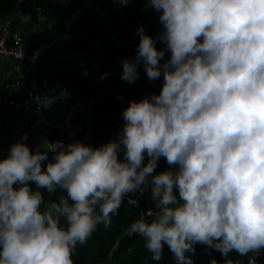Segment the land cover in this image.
Segmentation results:
<instances>
[{
  "label": "clouds",
  "instance_id": "9594fccd",
  "mask_svg": "<svg viewBox=\"0 0 264 264\" xmlns=\"http://www.w3.org/2000/svg\"><path fill=\"white\" fill-rule=\"evenodd\" d=\"M147 4L161 27L153 36L137 25L135 54L121 58L120 76L134 82L142 65L161 80L159 92L129 98L122 125L98 145L57 139L30 147L27 133L11 142L0 157V264H74L76 245L110 226L125 197L138 205L129 194L146 191L153 207L127 232L143 238L153 259L166 245L175 264H194L201 243L224 257L209 264H261L264 0ZM56 98L34 97L44 108ZM161 157L171 167L157 171ZM41 189L61 194L45 200Z\"/></svg>",
  "mask_w": 264,
  "mask_h": 264
},
{
  "label": "crops",
  "instance_id": "0c3cea01",
  "mask_svg": "<svg viewBox=\"0 0 264 264\" xmlns=\"http://www.w3.org/2000/svg\"><path fill=\"white\" fill-rule=\"evenodd\" d=\"M98 1L107 4L106 0ZM77 2L78 0H44L41 4L43 11L39 14L30 2L28 9L0 14V32L5 34L7 40L11 34L18 32L25 46H31L57 30L63 18ZM111 14L114 24L112 35L103 33L96 20L89 14L81 16L75 24L77 31L96 38L99 42L97 46L82 43L62 44L44 54L42 73L45 87L42 94L52 93L57 96L50 107L44 108L48 120L59 121L65 110L71 107L73 100L81 95L96 96L97 106H108L115 113L113 100L107 95L109 89L142 94L148 88L150 79L142 65L138 67L139 77L134 82L121 79V58L133 56L136 44L117 49L115 42L130 39L138 42L136 27L139 24H142L149 34L156 36L161 27L159 20L144 15L137 0H127L121 12L112 11ZM156 44L157 47L164 46L159 39ZM167 55L169 53L166 52L165 56ZM105 71L107 76L102 79L101 73ZM8 86H11L15 98L25 94L28 84L24 64L15 58L0 55V94ZM29 111L28 106L13 110L7 104L0 103V148L13 141L17 124L29 118ZM120 126H117V131ZM80 140L89 143V135ZM46 143V128L40 129L27 141L30 147L33 144L46 146Z\"/></svg>",
  "mask_w": 264,
  "mask_h": 264
},
{
  "label": "built area",
  "instance_id": "2783aa9c",
  "mask_svg": "<svg viewBox=\"0 0 264 264\" xmlns=\"http://www.w3.org/2000/svg\"><path fill=\"white\" fill-rule=\"evenodd\" d=\"M30 1L34 5L36 13L39 14L43 11L41 4H36L34 0ZM106 1L107 4L105 5L98 0H78L75 6H73L63 18L61 26L57 30L52 32L46 39L38 41L31 46H25L24 41L18 32L11 34L8 40L6 39L5 34L0 32V55L12 57L23 62L28 84L25 94L21 97H13L11 86H8L6 90L0 94V103L7 104L11 109L19 110L22 107L28 106L30 110L29 118L17 124L13 141L19 138L22 133H27V143V141L42 128H46L47 133L53 128H65L68 126L71 117L75 113L88 115L93 112L94 108L97 106L98 98L96 96L89 94L78 96L73 100L71 107L65 110L62 118L59 121L54 122L47 119L44 107H38L34 97L42 95L45 87V80L42 73V58L47 51L62 44L82 43L91 44L93 46L99 44L98 40L91 34H86L75 29V24L81 16L85 14L91 15L96 20L103 33L112 35L114 24L112 22L111 12H121L125 7V3H121L120 0ZM137 1L140 10L144 15L153 17L156 21L159 20V12L148 5L147 0ZM137 43L138 42L134 39L123 42L116 41L115 47L120 49L132 44L137 45ZM152 91L159 92L155 87V80H149L148 88L142 94L126 93L109 89L107 95L112 98L114 104L120 105L128 101L129 98H139ZM10 144L11 143L0 148V157L7 153ZM129 195H136L138 197V205L131 203L128 197L125 198L130 204L138 208L140 212H146L148 208L153 207L148 191L142 196L138 193ZM110 264L115 263L111 261Z\"/></svg>",
  "mask_w": 264,
  "mask_h": 264
},
{
  "label": "trees",
  "instance_id": "16d2710c",
  "mask_svg": "<svg viewBox=\"0 0 264 264\" xmlns=\"http://www.w3.org/2000/svg\"><path fill=\"white\" fill-rule=\"evenodd\" d=\"M36 4H42L44 0H34ZM30 0H0V14L6 15L15 13L18 10H25L30 7ZM162 79V78H161ZM160 79L155 80V87L160 90ZM128 101L116 105L112 102L115 112L108 106H96L88 115L75 113L68 126L65 128H53L47 133L48 141L57 139L67 143L70 140L82 139L89 135V143L98 145L117 132V126L122 125L121 110ZM37 144H33L35 146ZM31 146V147H32ZM49 153V157H51ZM166 162L164 157H161ZM167 163V162H166ZM161 168L157 165V171ZM45 200L55 198L60 191L51 196L43 189ZM140 210L130 204L125 198L117 212L112 215V223L105 227L99 224L92 235L84 244H77L72 253L74 264H175L172 253L165 245L162 257L159 260L152 258L147 250L144 240L138 234H128V225L139 215ZM196 251L193 256L194 264H209L211 257L217 261H222L218 250L212 249L204 244L197 243ZM229 256L237 261L246 262V256H240L237 252L229 253ZM264 264V254L257 257Z\"/></svg>",
  "mask_w": 264,
  "mask_h": 264
},
{
  "label": "water",
  "instance_id": "95a60500",
  "mask_svg": "<svg viewBox=\"0 0 264 264\" xmlns=\"http://www.w3.org/2000/svg\"><path fill=\"white\" fill-rule=\"evenodd\" d=\"M19 14H20V12H19ZM146 159H147V158H146ZM158 166L161 168V170H162V169H165V168H168V167H171V166L168 165L165 161H163L161 158H160L159 161H158ZM174 191H175V189H174ZM177 196H179L178 191H177Z\"/></svg>",
  "mask_w": 264,
  "mask_h": 264
}]
</instances>
